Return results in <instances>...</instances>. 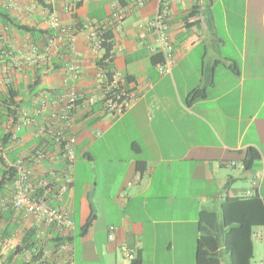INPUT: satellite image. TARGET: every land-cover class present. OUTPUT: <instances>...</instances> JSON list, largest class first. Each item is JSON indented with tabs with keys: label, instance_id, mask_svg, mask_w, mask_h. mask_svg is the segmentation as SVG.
I'll return each mask as SVG.
<instances>
[{
	"label": "crops",
	"instance_id": "0c3cea01",
	"mask_svg": "<svg viewBox=\"0 0 264 264\" xmlns=\"http://www.w3.org/2000/svg\"><path fill=\"white\" fill-rule=\"evenodd\" d=\"M127 1L81 0L75 20L103 22L110 4ZM163 2L169 7L177 58L171 74L158 73L150 52L157 42L146 28L159 9L151 0L111 32L113 67L126 77L127 88L138 94V100L120 116L84 111L78 115L72 187L65 195L50 198L53 206L70 213L75 224L69 264H131L120 246L132 250L135 258L141 255L143 264H197L203 211L214 213L219 225L224 200L252 190L258 172L264 198V0ZM43 3L47 7L35 0H17L8 11L22 25L44 31L52 30L48 21L52 14L73 25L64 0ZM40 43L10 28L0 41V95L14 87L20 91L17 101H28L24 108L41 92L63 90L68 77L71 56L64 45L56 47L51 63L25 67L21 55ZM76 47L82 76L75 88L92 93L97 62L86 32H78ZM38 78L40 85L31 94L29 88ZM198 87L205 89V98L190 101ZM2 113L0 109L4 138L12 132L13 115L4 118ZM36 131L34 126L18 132L16 140L0 138V181L19 159L41 176L65 169L53 140L37 137ZM116 132L117 137L110 136ZM111 139L118 148L106 144ZM251 147L261 160L249 165L244 157ZM37 151L48 152L39 166L33 162ZM138 164L143 165L142 172ZM13 190L14 185L0 191V264H22L20 256L13 257L15 247L24 232L34 228L32 219L13 210ZM111 226L116 228L114 242L108 239ZM255 230L264 232L263 227ZM258 240L264 241V235Z\"/></svg>",
	"mask_w": 264,
	"mask_h": 264
},
{
	"label": "built area",
	"instance_id": "2783aa9c",
	"mask_svg": "<svg viewBox=\"0 0 264 264\" xmlns=\"http://www.w3.org/2000/svg\"><path fill=\"white\" fill-rule=\"evenodd\" d=\"M148 1L151 0L112 3L109 6V15L103 22H78L75 16L81 0H64V10L74 19L73 25L63 24L57 16L50 15L48 21L55 32L53 37L49 38L45 45L34 46L29 54L20 57L25 67L33 69L42 61L51 63L58 45L67 46L71 56L68 60V77L64 89L56 94L48 91L39 93L34 96L33 105L19 109L12 116L11 139L16 140L17 133L22 129L35 126L36 136L53 140L66 162L62 172L51 171L46 176L28 168L23 159L8 167L17 173L12 199L13 210L24 218L33 220V227L39 239L37 245L22 252V264H69L73 260L72 245L67 238L75 231V224L70 213L53 206L50 198L55 193L58 196L65 195L72 187L79 113L84 111L86 115L120 116L138 100V94L127 88L126 77L113 67L114 50L106 54L104 47L107 42L106 34L117 29L135 9L143 8ZM155 1L159 4V9L146 30L157 42V47H150V52L153 56L162 55L163 60L157 64V70L161 76H165L171 74L177 64V58L172 43L169 7L163 0ZM0 6L7 10L14 9L17 0H0ZM7 30V27L0 25V41H3ZM80 31L86 32L90 53L97 62L93 92L88 94L75 88V83L82 76L76 47ZM1 62L0 55V64ZM47 157L48 152L37 151L33 155V162L39 166ZM262 178L258 172L253 181V189L248 191L245 197L259 194ZM55 235L66 240L53 244L51 242ZM263 235L264 232L255 230L252 238L258 240ZM108 239L111 242L116 241V228L113 226L108 230ZM120 251L129 260L135 259L133 251L126 246H120Z\"/></svg>",
	"mask_w": 264,
	"mask_h": 264
},
{
	"label": "trees",
	"instance_id": "16d2710c",
	"mask_svg": "<svg viewBox=\"0 0 264 264\" xmlns=\"http://www.w3.org/2000/svg\"><path fill=\"white\" fill-rule=\"evenodd\" d=\"M44 7H47L43 0H35ZM81 2L78 4V7ZM0 25L29 34L32 38H36L45 45L49 38L55 34L52 30H41L34 27L22 25L16 19L12 18L10 12L0 6ZM105 52L108 54L113 49V35L111 32L106 34ZM163 60L162 55L153 57V63L158 64ZM100 67V65H98ZM41 79L38 78L29 88L31 94L40 85ZM20 96V91L9 86L8 92L0 95V109L3 111V117L14 116L19 109L27 106L25 98L17 101ZM205 98V89L198 87L189 95L190 101H196ZM1 117V115H0ZM3 142L10 139V135L0 137ZM261 155L255 148H248L244 161L249 165L260 161ZM139 172L143 171V165L138 164ZM17 173L14 169L7 167L3 179L0 181V191L6 186L15 184ZM201 236L198 242L197 249V264H222L224 258L228 264H252L254 258V242L252 239L253 231L256 228H264V198L260 194L252 197H227L221 205V218L219 225L215 224L216 215L209 211L201 213ZM91 220L87 223L86 229L90 226ZM13 229H8L6 234L13 232ZM66 239L54 236L51 243L63 242ZM71 242V237L67 238ZM39 243L37 232L34 228L24 232L21 241L15 247L14 256H20L25 249L34 247ZM8 264V263H3ZM131 264H143L141 255H138Z\"/></svg>",
	"mask_w": 264,
	"mask_h": 264
},
{
	"label": "rangeland",
	"instance_id": "374dc122",
	"mask_svg": "<svg viewBox=\"0 0 264 264\" xmlns=\"http://www.w3.org/2000/svg\"><path fill=\"white\" fill-rule=\"evenodd\" d=\"M111 137H117L118 133L110 134ZM114 140H107L108 145L118 148V142L114 143ZM104 152L102 151L101 154ZM97 155V154H96ZM112 155H118V152H114ZM254 242V258L252 260V264H264V241L263 240H253ZM78 264H85L80 261H77ZM86 264H95V263H86ZM222 264H228L227 260L224 258Z\"/></svg>",
	"mask_w": 264,
	"mask_h": 264
}]
</instances>
